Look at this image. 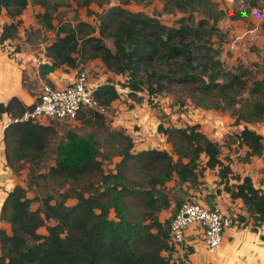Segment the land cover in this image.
<instances>
[{
  "label": "trees",
  "instance_id": "1",
  "mask_svg": "<svg viewBox=\"0 0 264 264\" xmlns=\"http://www.w3.org/2000/svg\"><path fill=\"white\" fill-rule=\"evenodd\" d=\"M92 1L80 0L79 5L86 7ZM164 1L175 7L184 6L191 13L198 12L203 19L188 23L187 18H179L175 21L176 27L168 26L116 4L96 14L101 30L95 36L91 35L94 30L83 21L54 26L48 11L37 14V22L53 31L52 42L43 48L45 61L37 66L38 78L52 86L47 76L55 69L74 70L86 61L97 59L109 71L127 73L126 86L130 92L139 91L143 85L149 93H155L160 91L152 89L151 83L136 73L138 66L151 63L148 66L179 67L182 71L179 77H173L172 72L168 76L175 83L187 85L194 105L230 111L233 123L241 125L235 133V142L245 147V161L249 156L260 160L258 182L264 185L263 138L246 127L247 123L264 119V77L249 80L243 65L227 69L219 59V43L211 54L205 52L204 45L201 51L200 40L211 42L214 25L226 15L215 3ZM28 2L45 4L44 0H0V11L4 9L9 17H17ZM228 17L236 20L241 15L233 13ZM109 24V31H104ZM16 25L17 21L3 25L0 39L11 38ZM104 36L111 38L113 50L105 45ZM192 54L201 60H195ZM91 94L105 111L118 97L117 89L110 83L93 87ZM27 108L31 105L11 96L5 102L0 101V117L4 113L19 117ZM92 113L97 119L103 116ZM52 134L49 125L30 120L7 124L1 132L5 165L16 175L25 163L37 164ZM163 134L171 154L157 148L132 152L131 138L114 133L113 137L122 145L113 173L105 172L93 154L68 155L83 141L59 145L55 163L45 175L60 179V185L66 183L67 188L57 197L29 198L26 189L16 184L1 202L0 221L8 224L9 232L0 228V264H183L170 258L173 246L168 243L169 221L160 222L157 214L169 205L165 183L173 177L176 184L195 182L200 156L205 158L201 168H217L223 192L231 200L241 201L246 216L235 215L232 220L244 226L249 224L252 232L264 225V187L254 185L248 175L233 172L229 158L219 157L220 145L204 135L198 124L169 127ZM32 172L29 166V175ZM33 202H38L34 209ZM259 238L264 241V234Z\"/></svg>",
  "mask_w": 264,
  "mask_h": 264
},
{
  "label": "rangeland",
  "instance_id": "2",
  "mask_svg": "<svg viewBox=\"0 0 264 264\" xmlns=\"http://www.w3.org/2000/svg\"><path fill=\"white\" fill-rule=\"evenodd\" d=\"M210 1L215 3L219 9L224 10L226 15L214 25L215 28L210 34L211 42L206 43L200 40L201 51L205 46V52L211 54L219 43V59L227 69L232 70L236 65H243L247 68L249 80L263 78L264 0ZM79 2L80 0H44V6L28 2L20 15L13 18L9 17L4 9H1L0 32L3 25L16 21L17 25L15 32L12 31L11 38L0 39V60L7 63L12 79L17 82V85L14 86L25 91L26 100H29V97H35L44 83L43 79L37 76V66L45 61L43 48L45 44L52 42L53 31L44 29L37 22L36 15L45 10L50 13L51 23L54 26L65 22L74 25L77 21H83L94 30L91 35L95 36H98L101 30L96 14L116 4L128 11L142 12L154 17L160 23L168 26L176 27L175 21L179 18H187L188 23L191 21L195 23L198 19H203V15L198 12L191 13L188 9H184V6L183 8L179 7L181 5L175 7L173 4H166L164 0H93L86 7L80 6ZM233 13L241 15V18L231 20L228 15ZM209 26L210 23L207 24V27ZM110 27L109 24L104 31L108 32ZM203 37H206L205 34ZM103 41L108 48L113 50L110 37L104 36ZM192 56L195 60H201L198 55L192 54ZM148 65L141 63L136 73L151 83L152 89H158L160 92L149 93L147 89L143 88V85H140L139 91L130 92L126 86L129 80L127 73L120 74L109 71L97 59L86 61L74 70L61 67L52 71L53 78L59 76L63 79L69 78L65 73L73 72L74 76L77 74L76 72L84 71L87 81L93 84V87L110 83L117 89L118 97L111 102L101 119H97L92 111L84 110L74 121L42 122L41 124L49 125L53 129L51 140L39 162L32 165L25 163L14 175L13 183L24 187L26 196L29 198L57 197L61 191L67 188L68 184L60 185V179H52L45 174L48 168L55 163L59 145L76 143L78 140L83 141V144L68 155L81 152L93 154L94 159L100 162L105 172L113 173L115 164L120 159L117 155L118 149L122 145L116 136L113 137L114 133H122L131 138L132 152L157 148L171 154L170 144L163 134L164 129L198 124L199 130L204 135L220 145V158L226 154L225 149L227 148L233 149L237 153L235 132L239 128L233 123L230 111L203 109L194 105L189 96L187 85L175 83L170 80L171 76H168V73L172 72L173 77H179L182 73L179 67L167 68L162 64ZM78 68L81 69L78 70ZM71 77L69 80L73 78ZM15 95V97H20ZM1 129L3 128L0 121V131ZM236 158L245 162L246 155L241 152L236 155ZM204 161L205 158L200 156L197 166L198 176L195 182L176 184V182L172 183V179L165 183L164 188L168 194L169 205L158 212L157 218H159V214H162L161 219L166 216L169 218L173 205L178 204L183 198H199L205 202L206 206L211 204L210 200L212 201L214 198L212 193L222 190V184L218 183V177L214 178L213 176H210V180L206 179L207 182H205V170L201 168ZM29 166L33 170L30 175L28 173ZM4 187L2 189H5ZM9 187L6 186V189ZM207 191L210 193L207 194ZM67 202L70 201L67 200ZM37 204L38 202H33L31 208L34 209ZM110 217H113L112 213H110ZM237 226L244 225L237 223ZM39 232H43V230L39 229Z\"/></svg>",
  "mask_w": 264,
  "mask_h": 264
},
{
  "label": "crops",
  "instance_id": "3",
  "mask_svg": "<svg viewBox=\"0 0 264 264\" xmlns=\"http://www.w3.org/2000/svg\"><path fill=\"white\" fill-rule=\"evenodd\" d=\"M62 72V71H61ZM72 73H65L68 79L60 78L59 76L52 77V73L47 76L51 84L54 86H61L66 82L70 81ZM73 77V75H72ZM71 77V78H72ZM17 82L12 79L9 67L5 61L0 60V101L5 102L11 96L19 95L20 99L24 104L28 105L31 103L33 97L27 96L22 88H17ZM2 121V120H0ZM235 127V126H234ZM246 127L259 133L263 140L264 147V120L261 122L247 123ZM238 131L241 125H238ZM0 131V205L7 192H9L16 183H13L14 173L5 165L4 156L2 153V141H1ZM237 153L233 149H225L226 154L223 155L229 158V167L233 172L239 173L241 176L248 175L253 184L259 187H264L258 180L261 178L260 170L262 168V163L255 156H249L245 162L239 161L236 158L238 153H243L245 155V147L236 146ZM222 156V155H221ZM242 157V156H241ZM222 160V157L220 158ZM205 182L206 179L210 180V176L214 178L217 177V168L205 169ZM256 179V180H255ZM264 181V179H263ZM175 182V177H173L172 183ZM5 185V187H4ZM19 185V184H18ZM6 186H10L6 189ZM4 187L5 189H2ZM209 188V187H208ZM207 194L210 192L207 191ZM213 200H210L209 207H214L219 209L221 212L227 213L231 218L230 225L224 229L222 233V238L219 246L213 251L209 252L206 250L201 241V233L199 229L195 226H190L184 231L183 242L180 245L173 246L170 258L179 259L184 262V264H264V241L259 238L260 234H264V225L258 227L257 232H252L247 226H237V222L232 220L235 215L246 216L244 207L239 199L231 200L229 196L220 190L218 193H212ZM192 201H197L203 205H206L202 199L194 198H184ZM175 205V204H174ZM171 208L172 212L170 217L176 210L178 204ZM170 211V210H168ZM159 214L158 220L161 222L170 219H161ZM158 217V215H157ZM0 228L9 232L8 224L0 221ZM166 255V253H164Z\"/></svg>",
  "mask_w": 264,
  "mask_h": 264
},
{
  "label": "built area",
  "instance_id": "4",
  "mask_svg": "<svg viewBox=\"0 0 264 264\" xmlns=\"http://www.w3.org/2000/svg\"><path fill=\"white\" fill-rule=\"evenodd\" d=\"M92 88L93 84L87 81L84 71L78 72L61 86L43 83L40 92L28 104L31 108L25 109L19 117L4 113L1 127L24 120L39 124L46 121L70 122L77 119L78 114L84 110L103 115L106 111L97 105L91 94ZM230 223L231 218L227 213L197 201L183 199L169 219L168 243L172 246L182 244L184 231L190 226H195L201 233V241L206 250L213 252L219 246L222 233Z\"/></svg>",
  "mask_w": 264,
  "mask_h": 264
},
{
  "label": "clouds",
  "instance_id": "5",
  "mask_svg": "<svg viewBox=\"0 0 264 264\" xmlns=\"http://www.w3.org/2000/svg\"><path fill=\"white\" fill-rule=\"evenodd\" d=\"M1 120H3V119H1ZM1 130H2V129H1ZM183 199H184V198H183ZM183 199H182V200H183ZM205 206H206V205H205ZM207 207H208V206H207Z\"/></svg>",
  "mask_w": 264,
  "mask_h": 264
}]
</instances>
